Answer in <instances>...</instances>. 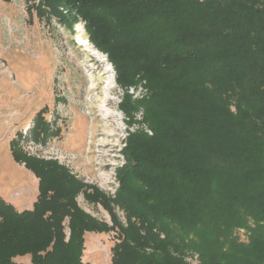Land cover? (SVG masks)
Segmentation results:
<instances>
[{
  "label": "trees",
  "instance_id": "1",
  "mask_svg": "<svg viewBox=\"0 0 264 264\" xmlns=\"http://www.w3.org/2000/svg\"><path fill=\"white\" fill-rule=\"evenodd\" d=\"M31 2V14L72 35L83 21L116 71L130 126L113 194L10 141L38 193L22 210L0 195V264H91L88 231L116 232L112 264H264V0ZM141 80L148 93L135 98L128 88ZM57 132L38 111L34 139Z\"/></svg>",
  "mask_w": 264,
  "mask_h": 264
},
{
  "label": "rangeland",
  "instance_id": "2",
  "mask_svg": "<svg viewBox=\"0 0 264 264\" xmlns=\"http://www.w3.org/2000/svg\"><path fill=\"white\" fill-rule=\"evenodd\" d=\"M31 4L0 0V195L22 210L32 207L38 193L37 177L12 156L10 141L15 138L32 155L57 158L85 182L113 194L118 187L115 170L123 163L125 127L130 126L119 108L123 89L114 83L116 71L102 69L108 60L92 43H78L87 39L83 21L72 35L56 19L47 23L35 10L31 14ZM41 109L52 129H58L45 143L32 136ZM119 125L125 132H118ZM78 201L87 212L111 223L101 204L88 202L83 194ZM116 211L125 222L123 212ZM85 237L84 261L112 264L116 232L88 231ZM185 258L202 264L192 256ZM16 259L31 264L29 256Z\"/></svg>",
  "mask_w": 264,
  "mask_h": 264
},
{
  "label": "built area",
  "instance_id": "3",
  "mask_svg": "<svg viewBox=\"0 0 264 264\" xmlns=\"http://www.w3.org/2000/svg\"><path fill=\"white\" fill-rule=\"evenodd\" d=\"M112 70H115V69L113 67H111V69L109 71L111 74H112ZM145 82H146L145 80H141L137 84L130 85L129 88H128L129 93H131L135 98H142V97H144L148 93V89L145 86ZM142 113H143V110H140L137 113V116L139 114L140 115L139 118H141L142 117ZM127 127H125L126 130H127ZM145 130L147 132H149L150 134H152V130L147 125H145ZM192 257H194L196 260L198 259V256L197 255H194Z\"/></svg>",
  "mask_w": 264,
  "mask_h": 264
},
{
  "label": "bare ground",
  "instance_id": "4",
  "mask_svg": "<svg viewBox=\"0 0 264 264\" xmlns=\"http://www.w3.org/2000/svg\"><path fill=\"white\" fill-rule=\"evenodd\" d=\"M106 72H108V70H106ZM115 128H116V125H115ZM119 128L122 129V125H121V126L119 125ZM112 129H113V128H112ZM121 129H120V130H121ZM118 130H119V129H118ZM120 130H119V131H120Z\"/></svg>",
  "mask_w": 264,
  "mask_h": 264
}]
</instances>
